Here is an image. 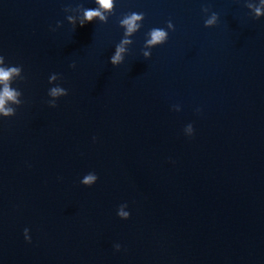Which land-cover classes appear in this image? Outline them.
Segmentation results:
<instances>
[{"label":"water","instance_id":"water-1","mask_svg":"<svg viewBox=\"0 0 264 264\" xmlns=\"http://www.w3.org/2000/svg\"><path fill=\"white\" fill-rule=\"evenodd\" d=\"M259 2L119 0L117 15H146L113 66L115 16L65 19V4L91 0H0V54L26 77L13 85L25 103L0 119V264H264V16L247 7ZM169 19L145 59L144 31ZM52 72L69 89L55 108Z\"/></svg>","mask_w":264,"mask_h":264},{"label":"clouds","instance_id":"clouds-1","mask_svg":"<svg viewBox=\"0 0 264 264\" xmlns=\"http://www.w3.org/2000/svg\"><path fill=\"white\" fill-rule=\"evenodd\" d=\"M118 2L119 0H91V4L94 5L93 7H86L85 4H76L74 6L65 4L63 6L64 9L72 7L77 9L75 15L69 14L65 16V19L74 30L77 24L81 27L93 21L99 24H107L110 17H116V22L119 28L122 29V35L119 41L114 44V52L109 57V62L113 66L123 64L126 57L131 53V46L135 43L134 37L144 28L146 15L144 11L132 9L117 15L116 8ZM247 7L254 10V19H259V17L264 16V0H260L257 5L249 4ZM201 12L203 14L204 27L208 28L217 25L220 18L218 12L211 10L208 5H202ZM62 23V21H57L56 25ZM49 28L51 31H56L57 29L56 26L52 27L51 25H49ZM170 31H175V24L171 19L166 21L165 26H153L144 31L143 44L140 48L142 56L145 59L151 58L154 48L168 42ZM70 66L75 68V62ZM25 79L23 65L7 62L5 55L0 54V119L15 116L17 108L25 103L22 90L19 87L13 86L17 81H23ZM53 81H56V83L53 84ZM59 81H62L61 73L52 72L49 74L48 84L51 86L47 89L49 99H47L46 103L53 108L57 106L59 98L69 94V89L64 87ZM173 108L176 111H181V106L179 105H174L172 106ZM196 111L199 112L200 108H197ZM183 133L185 136L192 137L195 134L194 124L191 122L187 123L183 128ZM92 139L95 142L97 137L93 136ZM86 175L87 178L85 181L79 180L80 184L91 187L99 179L95 171H89ZM116 215L124 220L130 218L131 211L127 202L119 204ZM23 236L27 242H32L30 228L25 227L23 229ZM114 248L116 251H120L122 245L115 243Z\"/></svg>","mask_w":264,"mask_h":264}]
</instances>
